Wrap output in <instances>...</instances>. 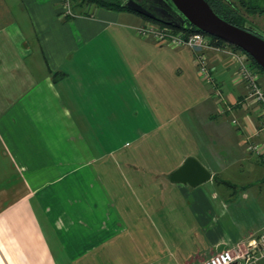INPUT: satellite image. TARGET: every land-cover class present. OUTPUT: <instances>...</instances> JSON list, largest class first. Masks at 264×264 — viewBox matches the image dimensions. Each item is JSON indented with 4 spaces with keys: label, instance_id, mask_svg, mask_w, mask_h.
Here are the masks:
<instances>
[{
    "label": "crops",
    "instance_id": "1",
    "mask_svg": "<svg viewBox=\"0 0 264 264\" xmlns=\"http://www.w3.org/2000/svg\"><path fill=\"white\" fill-rule=\"evenodd\" d=\"M72 7L0 0V264H204L263 233L251 193L214 180L254 155L233 117L260 127L232 61L207 52L208 82L193 50L138 35L143 18ZM218 88L232 112H219ZM195 119L235 130L243 152L223 163L195 147ZM189 157L211 181H170Z\"/></svg>",
    "mask_w": 264,
    "mask_h": 264
},
{
    "label": "built area",
    "instance_id": "2",
    "mask_svg": "<svg viewBox=\"0 0 264 264\" xmlns=\"http://www.w3.org/2000/svg\"><path fill=\"white\" fill-rule=\"evenodd\" d=\"M64 16H74L72 0H61ZM138 35L143 38L154 39L160 45L171 48L187 47L195 52L196 65L199 75L208 82H214L210 70V61L207 52L223 53L236 66L233 74V83L245 89L242 106L251 110L260 120L258 130H248L247 125H241L238 117L234 116L232 125L238 129V134L244 138L247 152L261 158L264 162V142L255 139L264 133V86L261 74L253 66L249 57L243 52L233 49H221L210 42L203 33H195L175 29L167 25L153 22L145 23L136 28ZM215 96L220 100L219 112H232V106L226 102L222 89L215 90ZM264 259V232L259 236H252L243 247L235 250H224L212 256L204 264H257Z\"/></svg>",
    "mask_w": 264,
    "mask_h": 264
},
{
    "label": "water",
    "instance_id": "3",
    "mask_svg": "<svg viewBox=\"0 0 264 264\" xmlns=\"http://www.w3.org/2000/svg\"><path fill=\"white\" fill-rule=\"evenodd\" d=\"M124 6L175 29L186 28L189 23L199 31L241 49L264 72V37L254 33L253 28H240L225 21L206 0H153L148 7L129 0ZM169 178L173 183L198 187L211 181L213 175L197 158L189 157Z\"/></svg>",
    "mask_w": 264,
    "mask_h": 264
},
{
    "label": "rangeland",
    "instance_id": "4",
    "mask_svg": "<svg viewBox=\"0 0 264 264\" xmlns=\"http://www.w3.org/2000/svg\"><path fill=\"white\" fill-rule=\"evenodd\" d=\"M231 2H233L238 8L240 7L239 0H231ZM257 22L264 24V21L261 19H257ZM145 23L148 22L145 21ZM220 48L232 49L229 47H220ZM261 80L264 86V75H261ZM196 115L199 117V110L196 111L194 116ZM199 119H195L194 122L195 124H197L196 128L197 130H199L202 137L196 139L197 142L194 144V146L195 147L206 146L209 149V151L212 152L213 154L222 156L223 163L224 161L231 162L233 154L236 155L241 150V148L236 147L238 139L235 136V132L237 131L238 134L237 128L235 131V130H231L229 127H228L229 129L227 127H220L213 134L210 133L213 127L209 126L208 123L209 121L207 122V124H202L203 121H199ZM223 119L228 121L227 118H223ZM185 146H187V144H181L182 148H184ZM245 156L246 158L249 159H247L242 166L228 165L224 173L219 176V178L217 179L218 183L220 184L218 186L219 192L222 193L223 195H228V196L236 195L237 198L241 199L245 190L248 191L249 193H251L252 198L249 201H247V205L254 209V212L257 213V216L264 218V164H263L264 162L261 158L255 155L253 156L245 155ZM1 161L2 158L0 157V162ZM224 181L231 183L232 186L229 187L227 185H224L223 184ZM234 198L230 197L229 199L231 201H234ZM259 263L264 264V261H260L258 262V264Z\"/></svg>",
    "mask_w": 264,
    "mask_h": 264
},
{
    "label": "trees",
    "instance_id": "5",
    "mask_svg": "<svg viewBox=\"0 0 264 264\" xmlns=\"http://www.w3.org/2000/svg\"><path fill=\"white\" fill-rule=\"evenodd\" d=\"M73 1L75 3L74 10L77 9V8H81V7H84L86 5H89V4H94V5H97L99 7L109 9V10H121V11L130 12L132 14H135V15L143 18L147 22H153V23H157V24H160V25H164L162 23H158V22H156L154 20L146 18V17H144V16H142V15L136 13V12H133V11L125 8L124 3L122 1H120V0H72V2ZM206 1L209 3L211 8L214 10V12L219 17H221L225 21H227V22H229V23H231V24H233L235 26H238V27L242 28L241 27V25H242V17L240 16V14L238 13L237 9L235 8V6L232 5V3L230 1H229V3L231 5L228 4V0H206ZM72 10H73V7H72ZM179 30L191 31V32H195V33H203L201 31H199L197 28H195L192 25H190L189 23H188L186 28L179 29ZM203 34H205V33H203ZM205 35L208 36V38L210 39V42L213 45H215V46L229 47V48L234 49V51L245 53L241 49H239L237 47H234V46H232V45H230V44H228V43H226V42H224V41H222L220 39H217L215 37L209 36L207 34H205ZM246 55L249 57L251 63L259 71V73L261 75H264V72L259 67V65L254 61V59L252 57H250L248 54H246ZM61 76H62L61 74L56 73L54 75V80L58 81L61 78ZM214 180L216 182H218L217 178H214ZM262 261H264V259Z\"/></svg>",
    "mask_w": 264,
    "mask_h": 264
},
{
    "label": "flooded vegetation",
    "instance_id": "6",
    "mask_svg": "<svg viewBox=\"0 0 264 264\" xmlns=\"http://www.w3.org/2000/svg\"><path fill=\"white\" fill-rule=\"evenodd\" d=\"M124 4L129 0H120ZM137 2H142L144 6L150 5L153 0H135ZM231 0H228V4ZM233 6L237 9L238 13L242 17V28H253L254 33L264 37V24L257 22V19L264 21V0H239L240 7L238 8L233 2Z\"/></svg>",
    "mask_w": 264,
    "mask_h": 264
},
{
    "label": "bare ground",
    "instance_id": "7",
    "mask_svg": "<svg viewBox=\"0 0 264 264\" xmlns=\"http://www.w3.org/2000/svg\"><path fill=\"white\" fill-rule=\"evenodd\" d=\"M260 264V263H259Z\"/></svg>",
    "mask_w": 264,
    "mask_h": 264
}]
</instances>
